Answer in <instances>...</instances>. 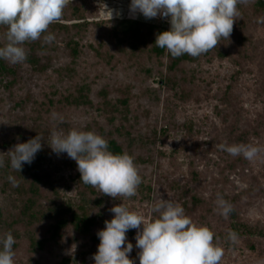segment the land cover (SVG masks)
Instances as JSON below:
<instances>
[{
	"label": "rangeland",
	"instance_id": "374dc122",
	"mask_svg": "<svg viewBox=\"0 0 264 264\" xmlns=\"http://www.w3.org/2000/svg\"><path fill=\"white\" fill-rule=\"evenodd\" d=\"M130 3L70 0L62 20L49 26L55 39L45 43L41 37L35 49L40 65L12 64L18 81L0 83V153L45 137L33 160L42 181L30 211L28 195L21 198L0 178V237L9 231L14 236L15 264H95L97 232L114 217L113 206L122 203L149 219L155 215L150 206L163 198L215 233L225 250L221 264H264V151L248 161L218 147L252 143L264 149V23L258 22L264 0L238 5L241 18L230 39L176 67L169 54L152 52L154 33L170 23L139 13L132 18ZM112 6L121 15L110 20L106 11ZM115 18L140 20L153 26V34L136 42L116 33ZM6 30L0 26V47ZM23 46L28 55L30 43ZM53 112L63 123L52 119ZM53 127L117 140L138 167L137 194L114 199L81 182L76 162L48 146ZM4 160L10 162L7 155ZM218 193L232 205L227 218L215 204ZM83 203L95 219L87 233L71 223ZM233 210L252 229L236 233L234 244L227 239ZM60 220L65 225L56 230ZM136 233L131 229L126 236L133 244L129 258L140 264Z\"/></svg>",
	"mask_w": 264,
	"mask_h": 264
},
{
	"label": "clouds",
	"instance_id": "9594fccd",
	"mask_svg": "<svg viewBox=\"0 0 264 264\" xmlns=\"http://www.w3.org/2000/svg\"><path fill=\"white\" fill-rule=\"evenodd\" d=\"M251 2L253 0H131L129 11L132 18L139 13L146 19H168L170 30L158 33L155 45L166 49L173 58L185 54L197 58L217 48L222 40L230 39L234 22L241 18L238 5ZM69 3L70 0H0V26L7 29L4 33L6 43L0 47V59L11 64L24 63L27 59L25 43L41 37L45 43H51L55 36L48 33L49 26L62 20ZM106 12L110 20L114 13L121 15L114 9ZM258 22L264 23V17ZM52 119L63 123V117L56 112L52 113ZM44 139L38 134L27 142L15 144L7 153H0V168L4 167L7 155L11 168L20 173L23 165H30L42 150ZM47 144L53 153H66L76 162L84 184L114 199H127L137 194L142 178L134 157L127 152L114 154L100 134L53 127ZM218 147L233 157L243 156L248 161H254L264 151L252 143H222ZM8 181L13 187L18 186L12 175L8 176ZM215 204L222 216L230 215L232 205L219 193ZM109 211L114 217L106 220L105 228L97 232L100 243L92 257L95 264H134L129 258L133 244L127 242L126 236L131 229L137 230L135 247L140 250V264H221L225 250L217 242L215 233L206 225L195 223L179 203L158 199L150 206V212L155 215L149 219L130 211L122 203ZM227 239L234 244L238 236L229 231ZM15 243L11 231L0 237V264H15Z\"/></svg>",
	"mask_w": 264,
	"mask_h": 264
},
{
	"label": "trees",
	"instance_id": "16d2710c",
	"mask_svg": "<svg viewBox=\"0 0 264 264\" xmlns=\"http://www.w3.org/2000/svg\"><path fill=\"white\" fill-rule=\"evenodd\" d=\"M114 20L117 21L116 33L117 34L122 33L128 35L136 42H141L143 36H151L153 34V26H149L146 23L141 22L140 20L129 19V18H121V19L115 18ZM167 30H170V28L169 29L166 27L158 28V30H156V32L152 37V52L157 56H161L163 54H169L171 56L170 53L166 52L167 51L166 49H161L155 45L157 34ZM39 41L40 39L35 42H29L30 52L27 55L26 61H28L34 67L40 65L41 62L40 57L36 56L35 53L36 47L39 46L40 44ZM74 49H75L74 51H77L78 48L74 46ZM183 58H189V56L185 54L181 57L173 58V62H172L173 67L179 65V63L183 60ZM16 67H17L16 65H12L11 63L3 59H0V83H4L5 81V84L8 87L13 86L18 81V76H19ZM10 77L12 78L11 80L9 79ZM107 141H108L109 150L112 151L114 154L124 153L121 144L117 140L110 138ZM9 175L14 176L18 181V186L15 187V193L19 194L21 198L28 195V200L27 203H25V206H27L28 204V211H30L31 205L34 204V196H36L40 191L38 185L42 181V176L40 174V165L34 162L31 163L30 165L24 164L22 171L19 173L17 171H14L11 168L10 162H8L6 165H4V167L0 168V178L5 179L6 185L10 183L8 181ZM26 181L29 183L25 184ZM79 209L81 210L80 214H76L75 212L72 213L71 223L77 230L87 233L91 230V228L95 224V219L89 216V214L87 213V208L84 203L81 205L79 204ZM232 215H234L235 217V222L233 225V231L235 233L252 232V229L248 224L241 223L239 220H237L236 218L237 214L235 210H233ZM64 225H65V221L60 220L59 222L56 223L55 229L58 230Z\"/></svg>",
	"mask_w": 264,
	"mask_h": 264
},
{
	"label": "built area",
	"instance_id": "2783aa9c",
	"mask_svg": "<svg viewBox=\"0 0 264 264\" xmlns=\"http://www.w3.org/2000/svg\"><path fill=\"white\" fill-rule=\"evenodd\" d=\"M112 8H113V6L112 7H109V9H112ZM120 11H122V10H120ZM153 19H156L158 22H161V23H169V20L168 19H163V18H160V17L153 18Z\"/></svg>",
	"mask_w": 264,
	"mask_h": 264
}]
</instances>
